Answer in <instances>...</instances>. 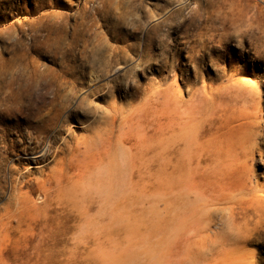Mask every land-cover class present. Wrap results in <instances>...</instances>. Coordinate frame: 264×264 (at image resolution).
<instances>
[{
    "label": "rangeland",
    "instance_id": "374dc122",
    "mask_svg": "<svg viewBox=\"0 0 264 264\" xmlns=\"http://www.w3.org/2000/svg\"><path fill=\"white\" fill-rule=\"evenodd\" d=\"M0 264H264V0H0Z\"/></svg>",
    "mask_w": 264,
    "mask_h": 264
},
{
    "label": "bare ground",
    "instance_id": "6f19581e",
    "mask_svg": "<svg viewBox=\"0 0 264 264\" xmlns=\"http://www.w3.org/2000/svg\"><path fill=\"white\" fill-rule=\"evenodd\" d=\"M178 20V19H177ZM181 21V20H180ZM183 22V21H182ZM154 29V28H153ZM153 32V31H152ZM76 36V35H75ZM74 37V36H73ZM109 37V36H108ZM82 39V38H81ZM80 39V40H81ZM106 39V38H105ZM147 39V38H146ZM81 42H82V40H81ZM99 42V41H98ZM98 45V44H97ZM54 47V46H53ZM77 47V46H76ZM75 48V47H74ZM51 49V48H50ZM58 49V48H57ZM74 50V49H73ZM52 51V50H51ZM56 51H58V50H56ZM78 51V50H77ZM60 52V51H59ZM71 52V51H70ZM76 52V51H75ZM62 53V52H61ZM52 54V53H51ZM67 54V53H66ZM102 54V53H101ZM55 55V54H54ZM61 55V54H60ZM79 55V54H78ZM80 55H82V54H80ZM52 56V55H51ZM56 56V55H55ZM83 56V55H82ZM105 57H104V59H101L100 61H101V64H103V66L105 67V66H108V67H110L111 68V66L113 65V62L112 61H109V58H110V54L109 55H104ZM135 56V55H134ZM139 57H140V55H139ZM138 57V58H139ZM67 58V57H66ZM55 59H57V58H55ZM113 59V58H112ZM111 59V60H112ZM96 62V61H95ZM94 62V63H95ZM51 63V62H50ZM36 64V63H35ZM34 64V65H35ZM91 64V63H90ZM100 64V63H99ZM36 66V65H35ZM127 66V65H126ZM113 71V70H112ZM86 74V73H85ZM124 74V73H123ZM127 75V74H126ZM92 78H93V76H92ZM105 78V77H104ZM42 82H43V80H42ZM42 84V83H41ZM15 87V86H14ZM39 91V90H38ZM43 91H44V89H43ZM100 98V97H99ZM56 102V101H55ZM57 104V103H56ZM80 104V103H79ZM27 105V104H26ZM60 106V105H59ZM35 109V108H34ZM44 109V108H43ZM58 110V109H57ZM68 115V114H67ZM64 117H65V115H64ZM59 122H60V120H59ZM58 124V123H57ZM58 126V125H57ZM54 130H55V128H54Z\"/></svg>",
    "mask_w": 264,
    "mask_h": 264
}]
</instances>
